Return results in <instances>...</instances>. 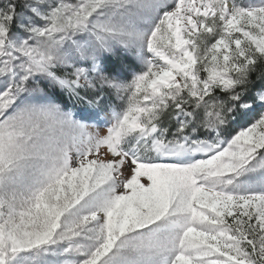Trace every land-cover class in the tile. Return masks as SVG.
<instances>
[{
    "label": "snow or ice",
    "instance_id": "6c2138e0",
    "mask_svg": "<svg viewBox=\"0 0 264 264\" xmlns=\"http://www.w3.org/2000/svg\"><path fill=\"white\" fill-rule=\"evenodd\" d=\"M0 264H264V0H0Z\"/></svg>",
    "mask_w": 264,
    "mask_h": 264
},
{
    "label": "rangeland",
    "instance_id": "374dc122",
    "mask_svg": "<svg viewBox=\"0 0 264 264\" xmlns=\"http://www.w3.org/2000/svg\"><path fill=\"white\" fill-rule=\"evenodd\" d=\"M69 107H71L72 105L69 103V105H68ZM77 107V109H79L80 107H82V106H80V105H77L76 106Z\"/></svg>",
    "mask_w": 264,
    "mask_h": 264
}]
</instances>
